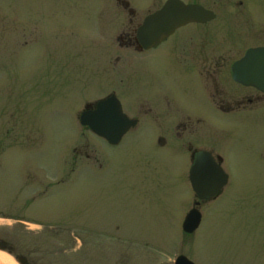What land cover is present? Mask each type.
I'll list each match as a JSON object with an SVG mask.
<instances>
[{
  "label": "rangeland",
  "instance_id": "1",
  "mask_svg": "<svg viewBox=\"0 0 264 264\" xmlns=\"http://www.w3.org/2000/svg\"><path fill=\"white\" fill-rule=\"evenodd\" d=\"M95 1L0 0V255L12 264L10 247L32 264H264V115L191 139L223 158L228 185L185 235L196 201L188 155L181 141L158 142V109L148 105L147 117L139 107L140 58L118 49L122 28L106 0L96 18ZM112 92L141 119L118 147L78 121ZM147 122L152 130H140Z\"/></svg>",
  "mask_w": 264,
  "mask_h": 264
},
{
  "label": "flooded vegetation",
  "instance_id": "2",
  "mask_svg": "<svg viewBox=\"0 0 264 264\" xmlns=\"http://www.w3.org/2000/svg\"><path fill=\"white\" fill-rule=\"evenodd\" d=\"M99 1H95L96 18ZM171 1L209 15L203 22H188L177 28L156 47L144 49L137 39L138 29L148 17ZM105 7H110L116 27L122 28L116 38L118 49L130 51L140 58L139 107L144 108L143 114L147 117L152 112L146 110L148 105L158 109L161 116L158 124L164 128L158 142L166 147V139L181 141L188 155V183L194 156L201 152L209 154L225 173L223 158L212 150L194 148L191 139L205 136L210 126L219 128L227 121L254 122L263 117L264 92L246 84L248 82H244L247 80L242 78L241 72L234 77L233 66L246 59L249 53L264 49V0H106ZM156 62L160 63V71H151L150 64ZM109 98L119 103L128 120L136 122V126L123 136L121 144L141 124V119H130L125 114L119 96L112 92L104 99L86 105L84 111H94L97 103ZM82 128L106 143L88 128ZM140 128H150V125L147 122ZM182 139L189 141L184 143ZM218 159H221L220 164ZM209 200L212 199L200 202V206ZM7 251L12 253V248Z\"/></svg>",
  "mask_w": 264,
  "mask_h": 264
},
{
  "label": "water",
  "instance_id": "3",
  "mask_svg": "<svg viewBox=\"0 0 264 264\" xmlns=\"http://www.w3.org/2000/svg\"><path fill=\"white\" fill-rule=\"evenodd\" d=\"M209 14L200 9L186 8L180 3L171 1L159 12L148 17L137 31V39L144 49L156 47L165 41L177 28L188 22H203ZM233 75L241 72L242 78L264 92V49L248 54L247 58L233 66ZM243 82V81H242ZM79 124L88 128L94 135L103 139L109 146L117 147L123 136L136 126V122L128 120L114 98L96 104L95 110H85L80 114ZM219 164L221 159H218ZM228 177L207 153H198L189 170V183L198 202L186 215L182 223V231L186 235L194 234L201 224L198 211L202 202L218 197L227 185ZM11 255L10 253H8ZM17 264H28L24 257H13ZM174 264H193L186 257L179 256Z\"/></svg>",
  "mask_w": 264,
  "mask_h": 264
},
{
  "label": "bare ground",
  "instance_id": "4",
  "mask_svg": "<svg viewBox=\"0 0 264 264\" xmlns=\"http://www.w3.org/2000/svg\"><path fill=\"white\" fill-rule=\"evenodd\" d=\"M0 264H12V262L0 255Z\"/></svg>",
  "mask_w": 264,
  "mask_h": 264
}]
</instances>
